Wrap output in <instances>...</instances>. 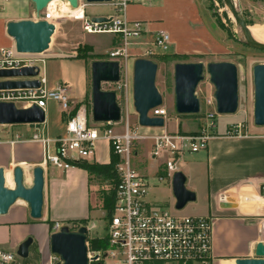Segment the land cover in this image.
I'll list each match as a JSON object with an SVG mask.
<instances>
[{"label":"built area","instance_id":"built-area-1","mask_svg":"<svg viewBox=\"0 0 264 264\" xmlns=\"http://www.w3.org/2000/svg\"><path fill=\"white\" fill-rule=\"evenodd\" d=\"M132 0H112L109 6L113 14L105 17L103 22H93L82 9L75 19L81 22L82 31L87 35H110L118 38L120 44L109 50L108 61L126 62L128 50L133 45L142 46L146 54L152 51L169 53L170 38L167 33L159 32L150 36L149 42L141 41L145 35L142 22H128L125 11ZM57 9V10H56ZM60 8H46L41 19L57 25L55 19L64 16ZM69 16H72L69 14ZM45 58L39 54H19L15 48L0 50V71L34 68L38 72L36 80L39 87L35 89L0 90V103H11L16 108L26 110L36 106L44 111L49 101L56 102L63 115V131L54 139L45 136L43 124L25 125L32 129L29 142L41 147L42 168L51 166L60 171L76 168L81 162H95L96 147L104 142L118 157L115 171L117 184L114 187V206L110 216H104L106 222L101 236H90L95 224L87 222L88 264H212V218L196 216H176L165 208L154 206L147 200L150 186L155 182H169L175 173L180 172L184 156L195 154L207 149L208 143L216 134V110L199 116L201 126L192 133L170 132L167 129V110L160 106L148 112L149 118H163L164 127L153 130V133H139L137 124L131 129L128 117L120 132L112 129L121 124H95L91 120L90 108L84 104H75L70 99V88L66 83L56 84L54 89H47L44 74ZM120 68V67H119ZM116 90H127L128 84L119 81L113 84ZM116 95V92L113 91ZM117 96V95H116ZM150 130V129H148ZM241 125L225 133L229 137L246 136ZM134 142H147L148 155L151 160L161 161V167L154 178L139 174L130 164L131 147ZM152 179V181H151ZM264 194V187L261 188ZM264 226V224H263ZM62 226L54 223L51 234L59 231ZM104 240L106 248L93 251L90 240ZM55 256V255H54ZM54 263L59 262L55 256ZM16 254L0 247V264H14Z\"/></svg>","mask_w":264,"mask_h":264},{"label":"crops","instance_id":"crops-1","mask_svg":"<svg viewBox=\"0 0 264 264\" xmlns=\"http://www.w3.org/2000/svg\"><path fill=\"white\" fill-rule=\"evenodd\" d=\"M203 1L132 0L125 11V18L128 22L137 21L145 25L142 41L159 32L167 33L171 54H215L222 45L216 39L214 25L204 11ZM107 6L106 11H97L91 18L113 14L112 7ZM23 20H36L34 6L30 0H0V50L14 47V42L6 35V24ZM55 26L58 28V24ZM115 40L118 38L113 37V45ZM51 59H59L64 64L69 61L71 66L81 62L74 57ZM81 64L83 67H76V72L72 75L65 70L61 81L69 86L70 93L72 84L80 87V100H71L75 104L83 103L86 96V70L84 64ZM45 78L48 83L46 74ZM60 119L62 122L61 111ZM175 126V130L170 132H191L180 131L177 121ZM44 128L47 136L46 121ZM262 131V128H253L242 137H229L225 136V133H218L209 141L206 150L188 154L182 160L180 172L186 179L185 188L195 194L196 200L202 197L205 203L204 212L195 216L212 218V264H232L235 259L254 258L256 244H264ZM32 144L36 143H30ZM29 151L30 155L21 143H0V169L6 172L5 178L10 188L12 184L9 180L14 168L20 167L24 171V166L42 167V153L39 157L33 150ZM109 161V146L99 142L95 162L106 165ZM150 161L154 162L152 173L155 174L161 167V161ZM43 170L44 205L41 219L32 220L27 205H21L20 201L11 206L6 215L0 216V247L16 253L18 246L31 238L32 244L39 249L41 260L46 257L49 247L51 227L48 222L67 225L69 228L76 225L71 229L76 230L82 226L80 222H89L93 213L89 201L90 177L84 170L73 168L60 171L49 166Z\"/></svg>","mask_w":264,"mask_h":264},{"label":"rangeland","instance_id":"rangeland-1","mask_svg":"<svg viewBox=\"0 0 264 264\" xmlns=\"http://www.w3.org/2000/svg\"><path fill=\"white\" fill-rule=\"evenodd\" d=\"M237 4L243 20L248 26L264 27V0H234ZM238 2V3H237ZM240 3V5H239ZM108 4H86L84 0H78V7H82L84 14L91 18L97 11L108 9ZM204 11L206 12L210 22L214 25L217 41L222 45L218 53L209 54H188L177 59H162L171 53H162L157 50L146 54L142 46L133 45L128 50V59L126 62L121 61L119 64L120 75L122 81L127 82V90H116L113 84H102L101 88L105 91H115L116 101L123 117L121 124L112 127L116 132H120L124 125V118L128 117L129 124L132 130L137 126V115L132 106V65L138 59L149 60L157 65V74L155 79V87L162 97V106L167 110V129L175 130V121L179 123L180 131H192L201 126V118L206 112L215 109L213 99L214 89L209 83L206 72L203 74V81L199 83L195 90V96L199 101L200 111L197 117L193 116H178L174 111V94H173V67L179 63H201L206 66L209 63H232L237 68L238 76V110L232 116H218L216 118V134L226 133L233 130L237 125H241L243 130L249 132L253 128V85H252V68L255 65L264 64V51L254 50L248 47L243 38L240 36L238 29L229 13L225 8L222 0H204ZM57 6V5H56ZM61 8V14L64 16L55 19L58 24V32L52 37L48 50L39 54L44 56L45 74L47 77V89H51L55 84L62 81L63 73L66 70L70 75L76 72V67L81 68V62L86 70V96L82 104L87 109L90 108V66L96 61H107L105 52L108 49L118 47L120 41L115 40L113 45V37L110 35H87L82 31L81 22L65 11L64 7L58 4ZM56 8V7H55ZM63 9V10H62ZM41 16V15H40ZM150 40H141L136 43L149 42ZM74 57L81 62L69 64L62 62L59 59L51 58H66ZM64 64L61 66V64ZM67 66V67H66ZM83 67V66H82ZM73 87L70 93V99L74 102L80 100V87L72 84ZM55 88V87H54ZM78 93V96H77ZM46 137L52 139L63 131V121L60 119V108L56 102L49 101L46 106ZM199 125V126H198ZM150 129V130H148ZM153 130L160 128L140 127L139 133H153ZM198 130V129H197ZM196 130V131H197ZM264 132V128H262ZM32 129L25 125L18 126H0V143L15 145L23 144L29 150H33L36 156H41L39 145L29 142ZM148 143L134 142L131 147L130 164L139 174L154 178L156 174L152 173L154 162L148 159ZM110 162V161H109ZM98 164L96 162L89 164ZM109 164V163H108ZM49 168L52 169L51 166ZM32 166H24V185L30 187L32 184ZM57 170V169H54ZM9 171V170H7ZM6 173V172H5ZM12 174V173H11ZM29 178V179H28ZM30 180V181H29ZM152 181V179H151ZM154 186H150L147 200L154 206L162 207L170 211L176 216H195L204 212L205 203L203 198H199L194 202L188 203L182 210L174 209V198L171 192V181L155 182ZM112 186L108 181L97 175L90 177L89 201L90 208L93 212L89 223L95 224V230L90 232V236H101L103 234V226L105 225L106 215L102 208L101 196L108 193ZM20 204L24 205L22 201ZM26 206V205H25ZM67 226V225H65ZM76 226V225H74ZM69 228L70 230L74 229ZM38 247L32 244L29 248L27 259L16 258L14 264H55L54 255L50 253L49 247L46 252V257L41 260ZM57 264V263H56Z\"/></svg>","mask_w":264,"mask_h":264},{"label":"water","instance_id":"water-1","mask_svg":"<svg viewBox=\"0 0 264 264\" xmlns=\"http://www.w3.org/2000/svg\"><path fill=\"white\" fill-rule=\"evenodd\" d=\"M67 2L71 9L78 8V0H30L34 6L36 20H23L6 24V35L14 42L19 54H41L48 50L52 37L59 28L41 19V13L51 2ZM90 4H110L112 0H84ZM229 11L244 43L258 51H264V44L255 41L245 24L234 0H222ZM93 22H103L104 18H93ZM119 64L116 61H96L90 66V115L95 124L117 123L121 118L120 107L113 91L102 90V84H114L119 81ZM206 72L209 83L214 89L215 110L219 116H232L238 110L237 68L232 63H179L173 67L174 111L178 116H197L200 111L195 90L203 81ZM38 74L34 68L0 71V90L35 89L36 80H28ZM157 65L149 60L138 59L132 65V106L140 127L163 128V118H149L148 112L162 106V97L155 87ZM253 85V125L264 128V64L252 68ZM45 113L36 106L22 110L11 103H0V126H18L43 124ZM32 184L24 185V171L20 167L12 172L13 187L5 185V171L0 169V216L7 214L16 202H24L32 220H40L44 205V170L41 166L32 169ZM186 179L181 172L174 174L171 180V192L174 209L182 210L196 196L185 188ZM87 229L80 226L70 230L62 226L59 231L50 234L49 250L59 258L57 264H88ZM32 239L22 242L16 256L27 259ZM232 264H264V244L259 242L254 248V258L235 259Z\"/></svg>","mask_w":264,"mask_h":264},{"label":"trees","instance_id":"trees-1","mask_svg":"<svg viewBox=\"0 0 264 264\" xmlns=\"http://www.w3.org/2000/svg\"><path fill=\"white\" fill-rule=\"evenodd\" d=\"M180 57L181 56L179 55L171 54V55H167L163 57L162 59H165V60L166 59H177ZM197 116H193V117H197ZM117 163H118V157L115 156L112 153V149H110L109 164L100 165V164H95V163L89 164L87 162H81V163L75 164L76 168H80L84 170L88 174L89 177H91L92 175L100 176L104 180L108 181L109 184L112 186V189L108 193L102 194L101 196L102 208L105 211L107 217L110 216L113 206H114V187L117 184V174L115 171V167ZM48 223L50 227L53 226V223H50V222ZM80 223L82 225H85L87 222H80ZM89 244H90L91 250L93 251H98V250L106 248V243L104 240L92 239L90 240Z\"/></svg>","mask_w":264,"mask_h":264},{"label":"bare ground","instance_id":"bare-ground-1","mask_svg":"<svg viewBox=\"0 0 264 264\" xmlns=\"http://www.w3.org/2000/svg\"><path fill=\"white\" fill-rule=\"evenodd\" d=\"M58 4H60L62 7H64L65 11H67L69 14H71L72 16L76 15V17H78L81 13V9L80 8H76V9H71L68 5L67 2H61V1H54V2H51L49 5H48V8H52V7H58ZM57 5V6H56ZM60 8V7H59ZM61 9V8H60ZM57 10V9H56ZM63 10V9H62ZM79 14V15H78ZM248 30L252 36V38L261 43V44H264V27L262 26H248ZM29 179V178H28ZM7 178H5V185L6 187L10 188L7 184ZM30 181V180H29ZM9 183L12 184L11 185V188L13 187V181H12V178H10L9 180Z\"/></svg>","mask_w":264,"mask_h":264}]
</instances>
